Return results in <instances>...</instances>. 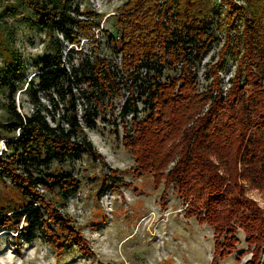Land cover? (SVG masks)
I'll list each match as a JSON object with an SVG mask.
<instances>
[{"label": "trees", "instance_id": "16d2710c", "mask_svg": "<svg viewBox=\"0 0 264 264\" xmlns=\"http://www.w3.org/2000/svg\"><path fill=\"white\" fill-rule=\"evenodd\" d=\"M17 15L47 36L36 74L24 81L16 29L5 34L2 26ZM83 15L100 16L74 0H0V232L20 240L38 231L57 258L74 248L93 257L83 226L63 210L82 188L70 163L87 156L107 167L93 189L98 204L128 185L125 175L133 185L150 177L157 189L165 185L163 202L172 186L186 216L212 228V264L238 249L241 233L253 254L242 264H264V207L248 192H264V0H125L108 39L123 53L122 69L98 56L68 68L63 39L80 42L90 25ZM214 49L219 60L200 93L199 68ZM230 60L236 69L224 91L216 74ZM20 90L30 112L19 108ZM125 90L121 113L132 117L122 141L134 163L120 171L107 166L87 129Z\"/></svg>", "mask_w": 264, "mask_h": 264}, {"label": "rangeland", "instance_id": "374dc122", "mask_svg": "<svg viewBox=\"0 0 264 264\" xmlns=\"http://www.w3.org/2000/svg\"><path fill=\"white\" fill-rule=\"evenodd\" d=\"M74 1L82 9L100 14L89 17L83 15V19L90 24L86 35L89 33V36L94 38L93 48L96 47L95 43H98L99 52L111 55L113 50L108 39L109 34L114 32L113 16L118 13V7L125 0ZM23 11L25 15L30 14L27 8H23ZM7 21L8 25L2 26L5 34H8L10 28L16 29L13 45L23 56L22 79L29 80L38 70L35 63L37 55L43 54L47 48L45 45L47 36L34 22L26 21L20 15L8 17ZM97 23L100 26L104 24L107 30L105 34L95 31ZM63 41L66 45L67 40ZM91 45H84V48L89 50ZM218 60L219 53L214 49L205 59L202 68L205 74ZM69 63L70 67H77L74 55ZM3 67L0 55V71ZM235 69L236 65L230 60L227 69L216 74L219 77L218 82L220 83L223 78L225 82L232 78ZM209 74L212 76L213 73ZM211 81L212 77L208 80L203 78L198 92L203 93L208 89ZM119 98L117 101H107L112 104L106 105L107 111L104 114L100 112L98 127L87 131L98 152L105 158L107 166L123 171L133 165L134 158L122 141L123 132L130 128V117L121 113ZM43 99L46 101V98ZM4 100V95L1 94L0 115L3 114ZM16 100L20 110L31 111L29 95L25 91H18ZM87 103V99L81 100L82 107ZM208 106L209 103L203 112ZM0 148H5L4 142H0ZM70 167L82 180V188L69 198L63 210L70 213L83 226L84 235L95 255L84 256L74 248L63 257L57 258L38 231L19 240L15 234L3 230L0 232V264H212L214 251L212 228L200 224L195 217L186 216V204L174 192L172 186L168 189L167 199L163 202L164 184L157 189L153 180L145 177L139 185H133L134 181L128 174L124 179L132 186L122 184L121 188L108 190L100 199V206L93 189L99 186V174L103 168L107 171L106 165L101 161L95 164L85 156L82 161L70 163ZM248 192L264 207V192L256 189H249ZM240 237L238 249L226 259L220 260L219 264H242L252 257V249L247 250L248 246L242 233ZM243 251L245 254L242 260H239L238 256Z\"/></svg>", "mask_w": 264, "mask_h": 264}, {"label": "built area", "instance_id": "2783aa9c", "mask_svg": "<svg viewBox=\"0 0 264 264\" xmlns=\"http://www.w3.org/2000/svg\"><path fill=\"white\" fill-rule=\"evenodd\" d=\"M161 1H163V0H159L160 3H161ZM96 26H97V27H95V31L96 32H100L101 31V32H103L105 34L106 28L104 27V24H102L100 26V24L97 23ZM78 37H79L80 42L79 43L76 42V41L67 42V47H66V49L64 51V61H66V64H67L69 69H71V67L69 66V64L67 62L71 59L72 55H74L76 57V59H77V67L80 64V61H82L85 57H89L91 60H95L97 58V56H98V57L106 58L111 64H114L118 68L122 69L123 60H124V56H123L122 52H114L113 51L111 55H104L101 52H99L100 49L98 48V45H99L98 43H95L96 44L95 48L92 47L93 46L92 41H93L94 38L90 37L89 34L86 35L84 33H80ZM116 40L117 41L120 40V35L117 34ZM88 44H92L91 48L89 50L84 48V45H88ZM204 63H205V60L202 62V65L199 68V81H200L199 82V86H200V83L203 81V78H207V77L204 76L205 72L202 69ZM229 79H227L226 82H225L224 78L222 80V88L224 89V91H227L228 87L230 86ZM127 94H128V92L125 90L123 92V94L119 98L121 100V102H119V104H120L119 107L121 109H122V106L124 105V102H125V98H126L125 95H127ZM117 99H118V97H116L115 100L117 101ZM139 114H141V112ZM128 116L130 118L132 117L131 114L128 115Z\"/></svg>", "mask_w": 264, "mask_h": 264}]
</instances>
